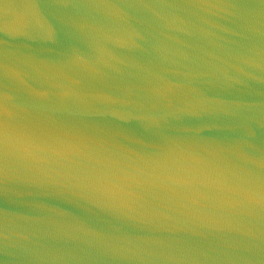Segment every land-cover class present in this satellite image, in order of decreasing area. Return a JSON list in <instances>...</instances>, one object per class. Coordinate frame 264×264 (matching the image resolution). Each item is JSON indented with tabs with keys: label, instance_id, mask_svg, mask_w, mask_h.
<instances>
[{
	"label": "water",
	"instance_id": "water-1",
	"mask_svg": "<svg viewBox=\"0 0 264 264\" xmlns=\"http://www.w3.org/2000/svg\"><path fill=\"white\" fill-rule=\"evenodd\" d=\"M0 264H264V0H0Z\"/></svg>",
	"mask_w": 264,
	"mask_h": 264
}]
</instances>
